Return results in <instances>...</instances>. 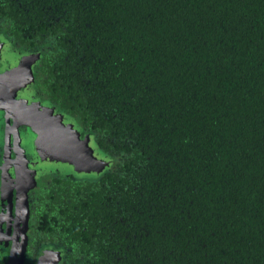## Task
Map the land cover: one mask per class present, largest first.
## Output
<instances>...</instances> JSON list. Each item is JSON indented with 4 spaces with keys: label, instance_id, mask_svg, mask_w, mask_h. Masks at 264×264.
Segmentation results:
<instances>
[{
    "label": "trees",
    "instance_id": "1",
    "mask_svg": "<svg viewBox=\"0 0 264 264\" xmlns=\"http://www.w3.org/2000/svg\"><path fill=\"white\" fill-rule=\"evenodd\" d=\"M0 41L110 162L41 174L28 259L264 264V0H0Z\"/></svg>",
    "mask_w": 264,
    "mask_h": 264
},
{
    "label": "water",
    "instance_id": "2",
    "mask_svg": "<svg viewBox=\"0 0 264 264\" xmlns=\"http://www.w3.org/2000/svg\"><path fill=\"white\" fill-rule=\"evenodd\" d=\"M7 43L0 41V62L3 56L8 59L6 63L0 65V108L2 104H5V110L12 116L30 117V122L24 123L30 125L35 132L34 147L38 159L33 166L48 165L45 169L39 168L40 174L46 171L58 172L62 176L73 174L76 177L91 178L103 173L110 165L109 160L99 152L93 136L82 135L75 120L56 110L44 95L39 96L42 97L40 99L43 103L47 104L43 106L44 114L40 113V108H35L37 111L33 116L17 101L16 98L21 99L18 97V89L21 90L22 87L30 90V93L35 96L33 98L39 101L35 93L33 70L38 61V55L17 52ZM4 46L10 49V52L18 53L21 59L17 60L15 56L10 57L9 52L5 53ZM25 96L24 99H26ZM33 98L27 99L34 100ZM52 117L56 120L53 121ZM14 154L15 160L11 159V154L6 153L3 157L0 168V192L2 199H8V216L15 222V232L11 237L15 244L11 248L7 264H24L30 220L29 193L37 185L33 176L38 172L30 168L24 152L17 150ZM12 167L15 169L13 178L8 174V170ZM14 191L16 192L15 216L12 213ZM8 229L7 227L6 231L9 233ZM59 262L60 255L57 252L45 250L39 255L36 264H58Z\"/></svg>",
    "mask_w": 264,
    "mask_h": 264
},
{
    "label": "flooded vegetation",
    "instance_id": "3",
    "mask_svg": "<svg viewBox=\"0 0 264 264\" xmlns=\"http://www.w3.org/2000/svg\"><path fill=\"white\" fill-rule=\"evenodd\" d=\"M5 49H7L6 46H4ZM8 53V52H5ZM10 57H14L15 59H21V56H17L18 54L16 52H9ZM2 62H0V65ZM34 70V68H33ZM35 74V72H34ZM35 77V76H34ZM18 97L21 99H17V101L24 107L27 108L33 116L35 112L37 111L38 108H40V113L44 114L45 109L43 106H47L46 103H43V100H41L39 97L40 94L38 91L35 93L37 94V99L40 101V103L35 104V97L33 93H30V90L26 89L25 87H22V89H18ZM32 94V95H31ZM24 95H26V99H24ZM33 98L34 100L27 99V98ZM2 108H0V168L3 163V157L4 155L11 154V159L15 160V151L18 150V152H24L26 155V159L29 162V166L32 169L37 170L38 174L33 176V179L36 180V187L32 189V191L29 193V205H30V220H29V230H28V242L26 246V251H25V260L24 264H36L37 258L34 259H28V252H29V247H30V237H31V232H32V197L34 194H32L38 186V180L41 176L40 169L36 166H33V163L38 159V154L36 153L35 145H34V135L35 132L33 128L25 124L24 122H30V117L25 116H12L10 113H7L5 110L6 105L2 104ZM37 108V109H35ZM55 108V107H54ZM53 121L56 120L55 117L51 118ZM28 150L30 152H28ZM34 161V162H33ZM14 167H12L10 170H8V174L13 178L14 177ZM1 174V170H0ZM0 182H1V175H0ZM2 193L0 192V219L2 220L0 222V264H7L8 261V256L10 255V251L12 246L15 244V241L13 242V239L11 237L13 236L15 232V222L13 221V218L8 216V199H2ZM13 198V207H12V213L15 216V199H16V192H13L12 195ZM7 227L9 228L8 231H6ZM20 240V239H19Z\"/></svg>",
    "mask_w": 264,
    "mask_h": 264
},
{
    "label": "rangeland",
    "instance_id": "4",
    "mask_svg": "<svg viewBox=\"0 0 264 264\" xmlns=\"http://www.w3.org/2000/svg\"><path fill=\"white\" fill-rule=\"evenodd\" d=\"M5 52H10V49H5ZM18 54V53H17ZM17 56H20L19 54L17 55ZM8 61V59H7V57L6 56H3V60H2V64H4V63H6ZM39 101H35V104H37ZM28 152H30L29 150H28ZM45 166H48V165H45V164H40L39 166H38V168H41V169H45ZM47 169H50L49 167H47Z\"/></svg>",
    "mask_w": 264,
    "mask_h": 264
}]
</instances>
